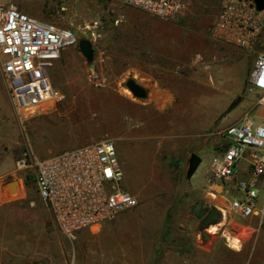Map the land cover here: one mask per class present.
Returning a JSON list of instances; mask_svg holds the SVG:
<instances>
[{
	"label": "rangeland",
	"instance_id": "374dc122",
	"mask_svg": "<svg viewBox=\"0 0 264 264\" xmlns=\"http://www.w3.org/2000/svg\"><path fill=\"white\" fill-rule=\"evenodd\" d=\"M14 1L33 16L73 29L79 40H91L94 57L88 61L80 44L66 47L74 49L77 57L66 72L70 79H60L59 85L55 84L63 98L32 118L26 130L16 116L0 61V264H68L74 254L87 264H264V218H246L231 212L226 182L212 175L213 162L226 145L220 132L239 121L245 110L256 115L264 113L257 106L258 92L249 80L258 53H264V32L253 48L226 43L211 34V55H198L185 65H179L167 51L163 75L170 85L161 87L160 93L173 94L175 100L157 103L158 107L146 111L144 117L132 120L116 113V107L124 105L121 94L134 97L125 86L129 74L123 71L128 64L110 62L108 54L97 47L99 34L94 19L98 10L92 0ZM179 15L165 20H177ZM225 47L247 53L243 64L249 71L240 86L223 85V73L238 59L237 55L226 54ZM92 68L106 76L103 85L90 79ZM197 77L206 82L198 83L196 88L191 82ZM195 89L199 95L202 93L203 103L185 97ZM119 121L124 126L121 130L127 125L143 130L150 145L158 148L156 153L151 150L147 160L141 158L144 155L140 150L137 159L125 156L128 171L123 185L137 196L141 193L139 198L150 189L180 195L174 201L158 196L150 216L129 213L134 219L122 217L138 205L92 230L81 229L69 239L40 197L35 158L56 155L66 147L75 148V142L82 145L104 137L113 139L120 152L129 140L121 138L117 142ZM52 142L63 150H49ZM133 144L140 146L142 141L136 139ZM192 152H198L202 158L199 166L205 167L199 178L198 167L189 179L186 172ZM172 201L173 211L168 216L172 238L165 241L162 221L164 210ZM197 202L226 210L208 240L201 233V218L192 212ZM232 237L240 239L239 248L230 245Z\"/></svg>",
	"mask_w": 264,
	"mask_h": 264
},
{
	"label": "built area",
	"instance_id": "2783aa9c",
	"mask_svg": "<svg viewBox=\"0 0 264 264\" xmlns=\"http://www.w3.org/2000/svg\"><path fill=\"white\" fill-rule=\"evenodd\" d=\"M174 18L183 10L181 0H118ZM217 38L253 48L264 32V9L253 0H223L213 29ZM76 32L23 11L14 0H0V61L8 94L24 130L36 115L63 98L50 69L68 46L79 44ZM90 79L103 85L107 78L92 68ZM258 92L257 106L264 110V53L259 52L249 76ZM226 139L221 157L212 165L217 180L232 181L241 160L250 164L248 177L236 183L239 195L229 210L242 217L264 218V199L258 183L264 175V113L246 112L220 132ZM36 181L40 197L54 213L69 239L84 228L93 229L139 205V197L123 185L124 170L117 145L109 137L49 157H36ZM68 264H87L74 255Z\"/></svg>",
	"mask_w": 264,
	"mask_h": 264
},
{
	"label": "crops",
	"instance_id": "0c3cea01",
	"mask_svg": "<svg viewBox=\"0 0 264 264\" xmlns=\"http://www.w3.org/2000/svg\"><path fill=\"white\" fill-rule=\"evenodd\" d=\"M181 1L184 3L185 7L181 11L178 19L169 21L150 11L123 4L118 0H92V5L97 7L98 10L94 19L95 25H97L96 33L99 34L97 47L102 53L108 54L110 62H126L128 65L123 73H128V77H134L140 84L148 89L146 100L130 97L127 94H121L119 96L124 101V105L122 104L116 107V113H118L120 118L128 116L132 120H139L141 117H144L146 111L149 112L153 108H157L158 106L155 104L172 102L175 100V95L173 94L160 93L161 87L170 85L163 75V71L166 70L163 59L167 51L171 53V57L176 58L175 61H177L179 65L188 64L198 55H211L212 47H208V45H212L213 43V36L211 34H215L213 29L221 11L223 0ZM19 7H22L21 9L28 13V11L23 8L24 6L20 5ZM224 51H226L228 55H237L238 59L233 60L226 72L223 73V85L230 87L240 86L242 84L241 81L247 78V72L249 71V68H246V66L244 67L243 64L247 53L244 50H237L231 47H225ZM76 57L77 54L74 49L64 48L62 50L60 57L51 68L52 71L50 69V76L54 85H59L57 82H59L60 79L67 81L70 79L69 74L66 72L73 66ZM192 81L191 83H193V86L196 88L198 87V83L206 82V80H201L198 77L193 78ZM201 96L203 97L202 93L199 95L198 90L195 89L193 93L191 92L185 97H187L188 101H201L203 103L204 101L201 99ZM205 97L207 96L205 95L204 98ZM206 109L209 110L207 106ZM247 111L248 110L243 111L241 115H244ZM116 117L118 118V116ZM119 123L120 132L116 136L117 142L121 140V138L129 140V144L121 148L122 152H119L117 146L119 160L125 176L127 170L125 167V156L137 159L138 150H140L144 155L141 158L147 160V156L151 153V150L156 153L158 148L153 144L150 145L151 143L147 138L148 135L143 130L136 129L132 125H127L124 130H121L124 126L120 121ZM136 139H141L142 144L140 146H134L133 142ZM79 144L81 143L75 142L77 147ZM85 144L88 143H82V145ZM47 148L49 150H63V147L58 145L54 146L53 142L52 146ZM66 148L65 150H67ZM221 155L222 153L219 157H221ZM204 167L205 164L201 168L199 166V172L196 178L202 175ZM249 171L250 164L248 160H241L234 179L232 181H225L227 184L225 189L231 199L239 195L236 183L246 179ZM258 187L259 197L262 201L264 199V175L260 178ZM140 195L141 193L138 194V196ZM160 195L165 199H173L174 201L180 194L177 192L176 196H173L166 191L158 192L152 189L145 190L139 198V206L135 210H132V212L125 213L122 217L128 220L134 219L133 217H129L130 214L135 216L141 213H146V215L148 214L150 216L152 214L150 211L156 209L155 206L158 204L157 199ZM173 201L164 210L162 230L166 228L164 229L165 231L162 238L165 241L172 238L170 217L168 216L173 211V209H171ZM217 207L222 209L219 206ZM207 232L210 233L211 230L209 229ZM209 233L207 236H203L205 240L209 239ZM154 243L155 242H152V256L155 255ZM158 262H160V259H158Z\"/></svg>",
	"mask_w": 264,
	"mask_h": 264
},
{
	"label": "water",
	"instance_id": "95a60500",
	"mask_svg": "<svg viewBox=\"0 0 264 264\" xmlns=\"http://www.w3.org/2000/svg\"><path fill=\"white\" fill-rule=\"evenodd\" d=\"M257 8L259 10L264 9V0H253ZM80 49L85 58L92 62L94 57V49L91 40L82 39L79 41ZM92 67L93 63H92ZM126 88L133 94L134 97L139 99H145L148 96V89L140 84L134 77H129L125 81ZM202 162L201 156L198 152H192L190 154L188 160V168H187V178L191 179V177L197 171L199 165ZM192 212L196 217L201 218L200 226L201 233L203 236H207L209 232L207 230L211 229L212 226L219 224L224 217V213L217 206H213L212 208H208L203 202H197L192 207Z\"/></svg>",
	"mask_w": 264,
	"mask_h": 264
},
{
	"label": "bare ground",
	"instance_id": "6f19581e",
	"mask_svg": "<svg viewBox=\"0 0 264 264\" xmlns=\"http://www.w3.org/2000/svg\"><path fill=\"white\" fill-rule=\"evenodd\" d=\"M192 109H193V108H192ZM187 123H188V122H187ZM221 208H222L223 212H224L225 215H226V210H225L223 207H221ZM226 217H227V216H226ZM223 218H224V217H223ZM216 228H217L216 225L212 226L211 229H210L211 232H212V231H215ZM230 245L233 246L234 248H239L240 245H241V241H240V239H239L238 237H232V238L230 239Z\"/></svg>",
	"mask_w": 264,
	"mask_h": 264
},
{
	"label": "flooded vegetation",
	"instance_id": "af4514ba",
	"mask_svg": "<svg viewBox=\"0 0 264 264\" xmlns=\"http://www.w3.org/2000/svg\"><path fill=\"white\" fill-rule=\"evenodd\" d=\"M208 207V206H207Z\"/></svg>",
	"mask_w": 264,
	"mask_h": 264
}]
</instances>
